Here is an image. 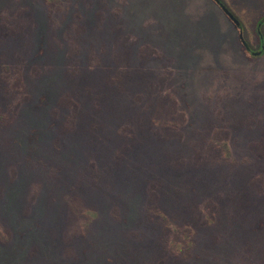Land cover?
<instances>
[{
    "label": "rangeland",
    "instance_id": "1",
    "mask_svg": "<svg viewBox=\"0 0 264 264\" xmlns=\"http://www.w3.org/2000/svg\"><path fill=\"white\" fill-rule=\"evenodd\" d=\"M0 0V264H264V0ZM252 54V55H251Z\"/></svg>",
    "mask_w": 264,
    "mask_h": 264
},
{
    "label": "water",
    "instance_id": "2",
    "mask_svg": "<svg viewBox=\"0 0 264 264\" xmlns=\"http://www.w3.org/2000/svg\"><path fill=\"white\" fill-rule=\"evenodd\" d=\"M219 6L222 8V10L230 17V19H232V21L236 24L237 27L241 26V22L240 20L234 15V13L228 8V6L226 4H224L223 2H221L220 0H215ZM240 38L242 40V43L244 45V47L247 50H250V46L248 44V42L244 39L243 37V31H240ZM259 52L254 51L253 54H258Z\"/></svg>",
    "mask_w": 264,
    "mask_h": 264
},
{
    "label": "trees",
    "instance_id": "3",
    "mask_svg": "<svg viewBox=\"0 0 264 264\" xmlns=\"http://www.w3.org/2000/svg\"><path fill=\"white\" fill-rule=\"evenodd\" d=\"M221 2H223L222 0H220ZM264 23V17L263 18H261L260 19V21H259V25L261 26V24H263ZM241 28H242V26H240V27H238V29L241 31ZM250 46V45H249ZM245 49V51L247 52V51H251L252 50V48L250 47V50H247L246 48H244ZM253 54V53H252ZM251 54V55H252Z\"/></svg>",
    "mask_w": 264,
    "mask_h": 264
},
{
    "label": "flooded vegetation",
    "instance_id": "4",
    "mask_svg": "<svg viewBox=\"0 0 264 264\" xmlns=\"http://www.w3.org/2000/svg\"><path fill=\"white\" fill-rule=\"evenodd\" d=\"M254 51L253 50H251V53H253Z\"/></svg>",
    "mask_w": 264,
    "mask_h": 264
}]
</instances>
